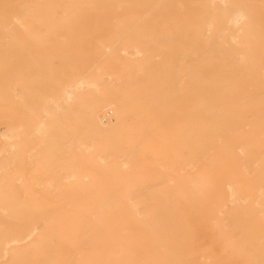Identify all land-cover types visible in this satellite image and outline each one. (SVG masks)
I'll use <instances>...</instances> for the list:
<instances>
[{"label": "bare ground", "instance_id": "6f19581e", "mask_svg": "<svg viewBox=\"0 0 264 264\" xmlns=\"http://www.w3.org/2000/svg\"><path fill=\"white\" fill-rule=\"evenodd\" d=\"M0 264H264V0H0Z\"/></svg>", "mask_w": 264, "mask_h": 264}, {"label": "rangeland", "instance_id": "374dc122", "mask_svg": "<svg viewBox=\"0 0 264 264\" xmlns=\"http://www.w3.org/2000/svg\"><path fill=\"white\" fill-rule=\"evenodd\" d=\"M108 112H109V114L111 113L110 109L108 111H106V114H105L107 116L106 118H108V115H109Z\"/></svg>", "mask_w": 264, "mask_h": 264}]
</instances>
